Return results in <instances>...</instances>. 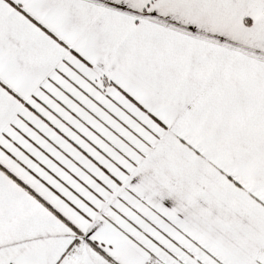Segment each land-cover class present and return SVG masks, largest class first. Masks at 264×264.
Wrapping results in <instances>:
<instances>
[{
    "label": "snow or ice",
    "instance_id": "snow-or-ice-1",
    "mask_svg": "<svg viewBox=\"0 0 264 264\" xmlns=\"http://www.w3.org/2000/svg\"><path fill=\"white\" fill-rule=\"evenodd\" d=\"M0 264H264V0H0Z\"/></svg>",
    "mask_w": 264,
    "mask_h": 264
}]
</instances>
